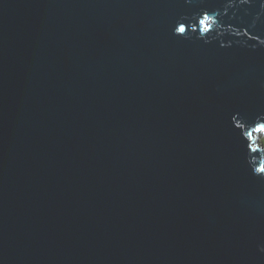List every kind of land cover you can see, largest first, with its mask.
Listing matches in <instances>:
<instances>
[{
    "label": "water",
    "instance_id": "water-1",
    "mask_svg": "<svg viewBox=\"0 0 264 264\" xmlns=\"http://www.w3.org/2000/svg\"><path fill=\"white\" fill-rule=\"evenodd\" d=\"M264 0H0V264H264Z\"/></svg>",
    "mask_w": 264,
    "mask_h": 264
},
{
    "label": "rangeland",
    "instance_id": "rangeland-1",
    "mask_svg": "<svg viewBox=\"0 0 264 264\" xmlns=\"http://www.w3.org/2000/svg\"><path fill=\"white\" fill-rule=\"evenodd\" d=\"M255 142L258 147H261V148L263 147L264 149V138L260 133H258L257 137H255Z\"/></svg>",
    "mask_w": 264,
    "mask_h": 264
},
{
    "label": "snow or ice",
    "instance_id": "snow-or-ice-1",
    "mask_svg": "<svg viewBox=\"0 0 264 264\" xmlns=\"http://www.w3.org/2000/svg\"><path fill=\"white\" fill-rule=\"evenodd\" d=\"M261 130L264 131V128H262Z\"/></svg>",
    "mask_w": 264,
    "mask_h": 264
}]
</instances>
